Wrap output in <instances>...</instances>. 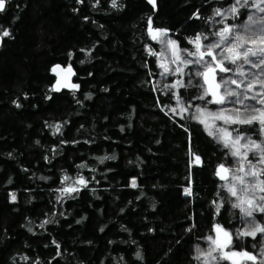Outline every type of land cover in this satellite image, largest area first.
I'll use <instances>...</instances> for the list:
<instances>
[{
    "label": "trees",
    "instance_id": "1",
    "mask_svg": "<svg viewBox=\"0 0 264 264\" xmlns=\"http://www.w3.org/2000/svg\"><path fill=\"white\" fill-rule=\"evenodd\" d=\"M231 2L10 0L0 13V34L12 33L0 45V264H198L193 250L214 224L238 227L239 211L217 196L224 150L202 125L163 107L175 99L161 81L175 77L161 76L146 48L159 52L148 17L186 44L209 27L189 19L196 9L207 18ZM56 64L73 66L77 89L52 90ZM248 134L261 138L258 125ZM78 177L87 188L65 198L59 189ZM263 238L237 243L258 254Z\"/></svg>",
    "mask_w": 264,
    "mask_h": 264
},
{
    "label": "snow or ice",
    "instance_id": "2",
    "mask_svg": "<svg viewBox=\"0 0 264 264\" xmlns=\"http://www.w3.org/2000/svg\"><path fill=\"white\" fill-rule=\"evenodd\" d=\"M76 2L83 3V0ZM9 3L10 0H0V13L7 11ZM147 3L153 8L157 7L156 0H147ZM111 6L118 7V0H111ZM245 14L247 19L241 23ZM189 19L203 20L209 27L206 31L185 37V44L169 36L170 29L154 26L152 17H148L147 37L161 45L160 52L146 45L148 54L157 57V68L161 76L165 79L175 77L174 81L168 83L161 81L162 94L169 100L174 98L175 106L163 105V100L157 103L169 108L174 115H179L181 120H191L202 125L207 135L224 150L225 159L214 171V175L224 182L219 185L221 191L217 196L221 206L227 202L233 209L239 210L244 225L232 232L219 223L214 224V235L209 234L204 238L208 244L207 249L197 245L192 260L201 264H264V243L259 246L258 254L241 248L237 243L246 237H251L253 241L258 239V235L264 237V223L257 222L255 216L257 212L264 216V0H232L227 8H214L212 15L207 18L201 14V9H196ZM11 36V31L5 28L0 39ZM246 65L257 71H248ZM52 72L58 77L63 74L52 89L55 92L63 88L79 87L70 83L74 74L71 66L65 69L56 64ZM181 88H193L198 92L195 96L191 92L185 96L179 91ZM150 90L157 89L153 87ZM194 101L201 103L196 104ZM13 103L17 108L22 106L15 101ZM229 104L231 108L227 107ZM208 105L217 106V110L212 111ZM193 108L195 112L191 111ZM257 125L260 139H254L253 135L248 134ZM179 126L189 132L184 124ZM191 155L195 156L196 162L201 161L200 155L194 152ZM105 159L115 157H102L100 162L103 163ZM67 179L65 177L62 184ZM87 184V180L78 177L73 184L59 190L65 198H74L73 194L79 192L80 188H87ZM131 186L136 187L135 178ZM225 192L227 197L224 196ZM185 194L191 195V190L185 188ZM10 196L11 201L15 202V194L11 193ZM228 197L233 199L229 200ZM256 247L254 243L253 248ZM136 258H142L139 252Z\"/></svg>",
    "mask_w": 264,
    "mask_h": 264
},
{
    "label": "rangeland",
    "instance_id": "3",
    "mask_svg": "<svg viewBox=\"0 0 264 264\" xmlns=\"http://www.w3.org/2000/svg\"><path fill=\"white\" fill-rule=\"evenodd\" d=\"M254 11V10H253ZM217 19H219V17L217 18ZM157 45H158V50H159V52H160V50H161V45L159 44V43H156ZM222 75H224V76H228V75H230V74H222ZM217 79L219 80V77H217ZM201 83H202V80H201ZM196 90V95H197V92H198V90L197 89H195ZM194 103H196V104H200L201 102L200 101H194ZM174 106H175V104H174ZM208 107H209V109H211L212 111H216L217 110V106H214V105H208ZM230 107H232V105L231 106H229V108ZM177 111L179 112V109H177ZM191 111H193V112H195V108H193ZM221 182H223V181H221ZM231 199H233V198H231V197H229V200H231ZM229 207L231 208V210L233 209L232 207H231V204L229 205ZM235 210H237V211H239L238 209H235ZM263 223H264V217H263ZM243 223H242V221H241V218L239 219V224H238V227L237 228H235V229H233L232 230V232H235L236 231V229H241V228H243ZM230 231V230H229ZM213 235H214V233H212ZM264 239V238H263ZM201 248H203V249H207V247H208V244H207V242L205 241L203 244H201V246H200ZM198 262V264H201V262H199V261H197ZM222 264H227V262H222Z\"/></svg>",
    "mask_w": 264,
    "mask_h": 264
},
{
    "label": "water",
    "instance_id": "4",
    "mask_svg": "<svg viewBox=\"0 0 264 264\" xmlns=\"http://www.w3.org/2000/svg\"><path fill=\"white\" fill-rule=\"evenodd\" d=\"M147 1V0H146ZM1 41H2V39H0V45H1ZM59 65H61V64H59ZM55 66V65H54ZM53 66V67H54ZM69 66H71V68H72V70H73V75L71 76V78H70V83H72L73 84V82H74V80H75V78H76V71H75V69L73 68V66L71 65V64H66V65H61V67L62 68H67V67H69ZM52 67V68H53ZM53 73V72H52ZM53 75L55 76V81H54V85L56 84V81H57V79H61L62 78V76H63V74H61V77H58L55 73H53ZM63 89H65V88H63Z\"/></svg>",
    "mask_w": 264,
    "mask_h": 264
}]
</instances>
